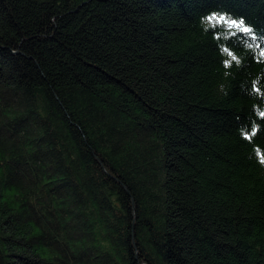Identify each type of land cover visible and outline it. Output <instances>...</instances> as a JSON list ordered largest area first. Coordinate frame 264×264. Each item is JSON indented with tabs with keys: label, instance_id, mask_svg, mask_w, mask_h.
Masks as SVG:
<instances>
[{
	"label": "trees",
	"instance_id": "trees-1",
	"mask_svg": "<svg viewBox=\"0 0 264 264\" xmlns=\"http://www.w3.org/2000/svg\"><path fill=\"white\" fill-rule=\"evenodd\" d=\"M262 53L264 0H0V264H264Z\"/></svg>",
	"mask_w": 264,
	"mask_h": 264
},
{
	"label": "snow or ice",
	"instance_id": "snow-or-ice-1",
	"mask_svg": "<svg viewBox=\"0 0 264 264\" xmlns=\"http://www.w3.org/2000/svg\"><path fill=\"white\" fill-rule=\"evenodd\" d=\"M220 19L223 20V17H221ZM231 26L239 27L241 29V31H244V32H249L250 31V29L243 27V21H241L239 25H237L235 21H232L230 23V27ZM262 54H264V53H262ZM233 58H235V57H233Z\"/></svg>",
	"mask_w": 264,
	"mask_h": 264
}]
</instances>
